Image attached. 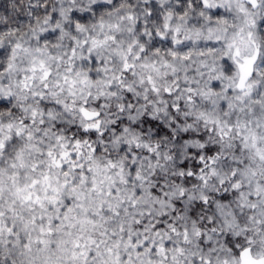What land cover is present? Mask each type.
<instances>
[{
    "label": "clouds",
    "instance_id": "9594fccd",
    "mask_svg": "<svg viewBox=\"0 0 264 264\" xmlns=\"http://www.w3.org/2000/svg\"><path fill=\"white\" fill-rule=\"evenodd\" d=\"M0 264H264V0H0Z\"/></svg>",
    "mask_w": 264,
    "mask_h": 264
},
{
    "label": "snow or ice",
    "instance_id": "6c2138e0",
    "mask_svg": "<svg viewBox=\"0 0 264 264\" xmlns=\"http://www.w3.org/2000/svg\"><path fill=\"white\" fill-rule=\"evenodd\" d=\"M29 195H30V194H29ZM28 198H29V197H25V199H28ZM49 223L51 224L52 221H49ZM41 231H42V232L44 231V228H43V227L41 228ZM47 231L50 232V231H52V229H51V228H48ZM78 244H79V242H77V246H78Z\"/></svg>",
    "mask_w": 264,
    "mask_h": 264
}]
</instances>
